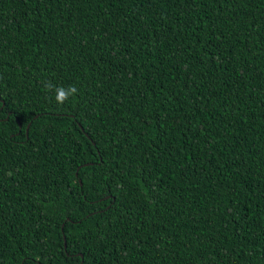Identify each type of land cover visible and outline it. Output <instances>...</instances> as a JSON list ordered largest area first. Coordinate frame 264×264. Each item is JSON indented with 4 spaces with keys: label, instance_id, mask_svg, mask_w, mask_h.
Here are the masks:
<instances>
[{
    "label": "trees",
    "instance_id": "1",
    "mask_svg": "<svg viewBox=\"0 0 264 264\" xmlns=\"http://www.w3.org/2000/svg\"><path fill=\"white\" fill-rule=\"evenodd\" d=\"M0 264H264V0H0Z\"/></svg>",
    "mask_w": 264,
    "mask_h": 264
},
{
    "label": "clouds",
    "instance_id": "2",
    "mask_svg": "<svg viewBox=\"0 0 264 264\" xmlns=\"http://www.w3.org/2000/svg\"><path fill=\"white\" fill-rule=\"evenodd\" d=\"M48 90L55 92V102L58 105H63L69 98H75L77 95V88L74 85H70L68 88L52 86Z\"/></svg>",
    "mask_w": 264,
    "mask_h": 264
},
{
    "label": "water",
    "instance_id": "3",
    "mask_svg": "<svg viewBox=\"0 0 264 264\" xmlns=\"http://www.w3.org/2000/svg\"><path fill=\"white\" fill-rule=\"evenodd\" d=\"M17 126H18V128L20 127V125H19L18 122H17ZM28 126H29V125H27V126L25 127V134H26V131H27V129H28ZM85 166H86V165H85ZM78 183H79V186H81L80 181H78ZM63 249H65V241H64V238H63Z\"/></svg>",
    "mask_w": 264,
    "mask_h": 264
}]
</instances>
